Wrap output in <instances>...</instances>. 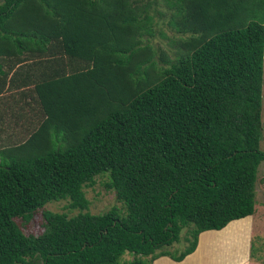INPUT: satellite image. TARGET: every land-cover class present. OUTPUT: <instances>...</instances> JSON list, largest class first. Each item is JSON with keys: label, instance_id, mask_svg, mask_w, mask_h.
<instances>
[{"label": "trees", "instance_id": "1", "mask_svg": "<svg viewBox=\"0 0 264 264\" xmlns=\"http://www.w3.org/2000/svg\"><path fill=\"white\" fill-rule=\"evenodd\" d=\"M134 2L0 1V59L46 54L30 79L16 70L42 118L0 144V264L180 261L200 232L254 212L264 0L170 1L172 57L143 42L150 18ZM5 77L0 63V90ZM100 174L120 206L44 210L36 236L15 223L50 201L87 209ZM182 228L186 245L162 250Z\"/></svg>", "mask_w": 264, "mask_h": 264}, {"label": "rangeland", "instance_id": "2", "mask_svg": "<svg viewBox=\"0 0 264 264\" xmlns=\"http://www.w3.org/2000/svg\"><path fill=\"white\" fill-rule=\"evenodd\" d=\"M170 1L172 2L173 0H135L133 3L135 6L142 9L141 15L146 14L150 18L151 36L146 33L142 38L144 43H148L153 47L156 57L160 51L166 53L168 57H172L176 49V41L182 38V36L175 33L167 24V20L172 11L169 5ZM25 53H22L20 57L0 59L3 73H5V75L7 74L6 70L10 67L9 65H17L15 69L25 73L24 65H30L31 68H27L26 72L27 74L31 73V76L28 77V79H30L35 75L38 68L41 67L42 70L45 69V67H42L43 65H33V63L42 61L46 54ZM80 67L84 66L81 65ZM116 68L120 71L122 69L125 73L133 69L131 67L124 68L118 66H116ZM23 77H25L24 74ZM140 84L141 82L134 86V88H138ZM14 87H16L15 90H13ZM127 87L131 92L132 88L130 87L129 81ZM2 92L3 93L0 95V103L5 102L12 104L16 102L15 106L20 113H31L32 109L38 106L36 105L32 82H23L21 76H19V79H15L14 82L11 80L10 83L7 84V88ZM15 106L3 108L2 111H0V121L1 119H6L9 112L15 111ZM33 113L34 115L32 116ZM33 113H31V118L33 119L31 125H29V129H33L42 118L41 113ZM11 120L12 118H10V121ZM3 125L5 124H2L0 127V144H11L13 142H7L4 136L7 132V128L6 126L2 128ZM8 127H11V124ZM24 136L25 134L14 139L18 141ZM257 147L260 151L264 152V43L261 77L260 139ZM106 181V174L96 175L94 176L93 184L82 188L84 197L88 201L87 209H70L67 207L68 201L61 199L50 201L27 216L14 217V221L23 234L36 236L46 230V224L42 217V212L44 210L59 213L64 212L67 216H72L77 212L84 211L91 214H99L111 205L115 204L120 206V203L114 199L113 191L105 188L104 183ZM254 200V212L251 216L247 217L248 219L228 223L223 229L218 230L219 234H206L203 236L201 247L198 250V254L195 256L196 260L203 256L202 262L196 261V264H264V161H260L257 166L254 182ZM186 230V228L180 230L178 242L172 243L170 246L162 247L161 249L170 253H178L186 245V242L183 240ZM208 232L211 233L214 232V230ZM130 258L131 256L127 253L123 254L121 257L122 260Z\"/></svg>", "mask_w": 264, "mask_h": 264}, {"label": "crops", "instance_id": "3", "mask_svg": "<svg viewBox=\"0 0 264 264\" xmlns=\"http://www.w3.org/2000/svg\"><path fill=\"white\" fill-rule=\"evenodd\" d=\"M63 65H87V63H84L83 61L81 63V61H79V59H71L70 58L67 62L64 61ZM9 66H8L9 68H7V70H6L7 74L5 75L6 76L5 82H3V87L1 88L2 90H0L1 91L0 95L3 93L2 91H4V89L7 88V84H9L11 80H13V82H14L15 79H19L20 73H18L15 69L17 65H14V66L9 65ZM15 89H16V87L13 88V90H15ZM15 105H16V102H14L12 104H8L5 102L0 103V111H2V109L5 107H8V106L13 107ZM14 109H15V111H11L7 114L6 119H3V120L1 119V121H0V127L2 126V124H5V125H3L2 128H5L4 126H6V128H7V132L5 133L4 136L5 137L8 136L10 139L20 137L22 134H24V131H25L24 127H26V129L29 128V125L31 124L32 119H33V118H31V113H33V112L24 114L23 112L20 113L19 111H17L16 106L14 107ZM33 115H34V113L32 114V116ZM10 118H12L11 121H10ZM7 124H9V125L11 124V127H8L9 125H7ZM248 216H251V215H248ZM244 218H240L237 220L235 219V220H232L231 222L243 221V220L248 219L247 216ZM249 221H251V220H249ZM208 231H210V230H206V231L200 232L198 234L196 249H194V251L191 252L190 254L186 255L182 260L173 261L168 256H159V257L155 258L154 260H152V264H196V261L202 262L203 256L201 258H198V260H196L195 256L198 254V250L201 247V241L203 239V236L206 234H209V235L219 234L218 230H214V232H211V233Z\"/></svg>", "mask_w": 264, "mask_h": 264}]
</instances>
